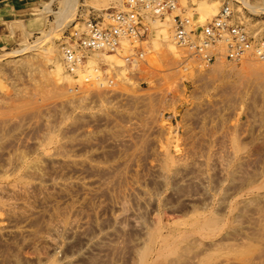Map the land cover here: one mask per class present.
I'll return each mask as SVG.
<instances>
[{"label": "rangeland", "instance_id": "374dc122", "mask_svg": "<svg viewBox=\"0 0 264 264\" xmlns=\"http://www.w3.org/2000/svg\"><path fill=\"white\" fill-rule=\"evenodd\" d=\"M123 2L0 0V264H264V59L174 53L153 18L130 63L55 74L51 46ZM180 3L264 37V0Z\"/></svg>", "mask_w": 264, "mask_h": 264}, {"label": "built area", "instance_id": "2783aa9c", "mask_svg": "<svg viewBox=\"0 0 264 264\" xmlns=\"http://www.w3.org/2000/svg\"><path fill=\"white\" fill-rule=\"evenodd\" d=\"M152 18L171 19L175 42L192 49L197 56L211 59L215 56L213 51L217 52L223 44L226 58L231 61H240L249 52L264 57V37L256 38L245 24L235 21V14L227 4L212 20L199 26L180 0H124L121 10L83 17L84 28L78 30L75 26L62 43L66 60L74 64L90 51H116L122 39H132L131 44L141 42ZM124 57L128 63L132 60L130 56Z\"/></svg>", "mask_w": 264, "mask_h": 264}, {"label": "bare ground", "instance_id": "6f19581e", "mask_svg": "<svg viewBox=\"0 0 264 264\" xmlns=\"http://www.w3.org/2000/svg\"><path fill=\"white\" fill-rule=\"evenodd\" d=\"M198 5H199V2L197 3ZM207 9H208V7H207ZM258 9V8H257ZM112 10V9H111ZM114 11V10H113ZM209 13V12H208ZM207 13V14H208ZM71 15H72V13H71ZM66 17V16H65ZM68 17V16H67ZM65 19V18H64ZM154 19H156V18H154ZM152 20H153V18H152ZM67 21V19L66 20H63L62 18H61V20H59V27H62V26H64V25H67V24H65V23H67L66 22ZM169 23L167 24V25H169V24H171L172 22H171V20L170 21H168ZM154 23H156V20H155V22ZM84 25H82V27H83ZM80 27H81V25H80ZM82 27H81V29H82ZM58 28V27H57ZM159 28H161L160 26H159ZM168 28V27H167ZM166 28V23H165V27H164V29H162V30H160L159 29V32L162 34L163 33V35H165L166 34V37H165V39L166 38H168L167 37V34L169 35V31H168V29ZM63 29V28H62ZM54 30V29H53ZM157 33V32H156ZM165 33V34H164ZM171 33H172V30H171ZM170 36H173V33L172 34H170ZM51 37V36H50ZM47 39V38H46ZM46 41V40H45ZM122 42H128V39H122L121 40ZM121 41H120V44H121ZM168 42H169V44H170V47L169 48H171L172 50H173V52L174 53H180L179 51H180V47H182V46H180V45H178L176 42H175V40H174V37H170V39L169 40H167ZM139 42V41H138ZM141 43V42H140ZM128 44V43H127ZM130 45V44H129ZM128 45V46H129ZM120 46V45H119ZM119 46H118V49L116 50V51H113V52H116V53H109V52H111V51H101V50H96V51H92L91 52V54H93L92 55V57H95L94 56V54H97L98 55V53L100 54V53H102L103 54V56H104V58H106L105 60L107 61L108 59L110 60V59H114V60H116V62H124V61H126V59H125V57H124V55H123V57H124V59L123 58H119V57H121L122 55L119 53ZM128 46H126V47H128ZM180 46V47H179ZM51 48H53V49H51V50H49V56L48 57H45L46 59L48 58V60H52V62H53V66H54V72L56 71V73L55 74H59V75H64V78L65 77H67V76H69L66 72H67V70H66V68H68L69 66H70V68L72 69V70H77V69H80V67H81V65H80V60L79 59H77L78 61L77 62H75L74 64H70L67 60H66V55H65V51H64V47H63V45L62 46H60L59 48V50H58V48L56 49H54V47H52L51 46ZM129 49H131L132 50V46L130 45V47H128ZM24 50H25V48H23ZM50 49V48H49ZM170 49V50H171ZM46 50V49H45ZM58 50V51H57ZM189 51V50H188ZM225 51V50H224ZM12 53V52H11ZM90 53V52H89ZM101 54V55H102ZM45 55H47V54H44V56ZM97 55H96V57H97ZM118 56V57H117ZM259 56V55H258ZM89 57V56H88ZM252 57V56H251ZM247 59V57L245 56V57H243L242 59H241V61L243 60V59ZM259 58H263L264 59V57H259ZM88 59V58H87ZM90 59V58H89ZM92 59V58H91ZM91 59H90V61H91ZM89 61V62H90ZM92 62V61H91ZM93 63V62H92ZM91 63V65H92V68L88 71V73L89 72H93V71H96L95 69H97V67L95 68V66L93 67V64H95L96 62L94 61V63L92 64ZM88 64H90V63H88ZM99 72V71H98ZM89 74H91V73H89ZM88 74V75H89ZM99 76V75H98ZM101 76V75H100ZM102 79V78H101ZM102 82H103V80H102ZM101 82V83H102ZM101 83H99V84H101Z\"/></svg>", "mask_w": 264, "mask_h": 264}, {"label": "crops", "instance_id": "0c3cea01", "mask_svg": "<svg viewBox=\"0 0 264 264\" xmlns=\"http://www.w3.org/2000/svg\"><path fill=\"white\" fill-rule=\"evenodd\" d=\"M7 12H9V14H10V11L9 10H5V8L4 7H0V15H2L3 17H8V15L9 14H6ZM2 16H0V17H2ZM10 16V15H9Z\"/></svg>", "mask_w": 264, "mask_h": 264}]
</instances>
